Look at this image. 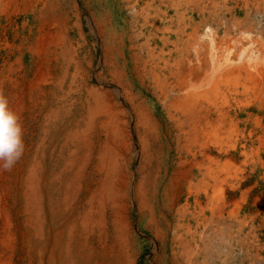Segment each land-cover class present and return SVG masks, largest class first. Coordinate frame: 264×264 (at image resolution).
Masks as SVG:
<instances>
[{"label":"bare ground","instance_id":"6f19581e","mask_svg":"<svg viewBox=\"0 0 264 264\" xmlns=\"http://www.w3.org/2000/svg\"><path fill=\"white\" fill-rule=\"evenodd\" d=\"M111 1L125 16L103 20L114 87L85 98L66 82L65 0H0L28 22L0 44V95L24 142L0 169V264H140L152 244V264H264V196L248 204L264 189V33L246 18L264 0Z\"/></svg>","mask_w":264,"mask_h":264},{"label":"rangeland","instance_id":"374dc122","mask_svg":"<svg viewBox=\"0 0 264 264\" xmlns=\"http://www.w3.org/2000/svg\"><path fill=\"white\" fill-rule=\"evenodd\" d=\"M73 1L78 3L77 4V11H75L74 8L69 9V8H71L72 0H65V2L60 3V7L63 8V12H65V15H66L65 23H66V27H68L67 28L68 39L71 41L73 48H75V52H76L74 62L77 63V65H75L73 63V65L70 67V71L68 73V78H67L66 82L68 85L69 84L73 85L72 82H74L75 86L76 85L80 86V88L83 89V91H82L83 97L86 98L87 93L85 92V87H87L89 89L98 88V87L104 88L106 85L111 87V88L114 87V84H112V82H111V77L109 75H107L109 73H108V69L106 68V65H105V58L103 57V52L105 50H107L108 45H110V43H112V42H110V40L108 38H106L105 34H103V29H105V27L103 25V20H106V22L108 23L109 29L112 28L113 30H115V25L117 27L122 26L121 21H122V19L125 18V16L123 15V12H120L119 10H117L118 7L114 8L115 5L112 4L113 2L111 0H109V1L108 0H73ZM226 5H228L227 6L228 10L233 9L235 6H238L239 8L242 7V3L238 0H226ZM64 6H66V7H64ZM248 12H249V14L246 15V18L255 27L254 32H260L261 31L262 33H264V13L262 14V10L257 9L256 6L251 5L250 8L248 9ZM75 13L78 14L77 17H75ZM130 17H131V15L128 14L127 21H128V25H130L129 28L131 29V32H133L131 34L134 35L138 31L139 26H141V25L137 26L135 24V20H132V18L130 19ZM236 17L239 18V20H243L245 18L244 12L243 11L240 12L238 15H236ZM8 21L11 22L12 28L9 27L10 25H9ZM218 21L219 20H217V19H213L212 23L210 21L208 23L209 24L211 23V25L213 27H216L217 29H219L220 36L222 35V37H223L224 27L226 25H228L230 27L231 23L234 21V18L231 20L230 16L225 17L224 15H222L221 22H218ZM25 22H27V21H25V18L23 16L17 17L15 12L11 11L7 7L0 4V27H1L0 44L3 45L5 40L6 39L9 40V37L11 35H14L17 33L21 34L22 33L21 32L22 31V24ZM198 22H199L198 20L195 21V23H198ZM76 23L79 24V28L81 29L80 34L78 33V30L76 28ZM220 23L221 24L223 23V24L221 25ZM1 25H3V26H1ZM219 25H221V27H219ZM196 27L197 26H193L192 28H196ZM144 34H145V36L154 37V34H156V33H155L154 29L147 27V30L144 31ZM80 35H81V37H80ZM263 36H264V34H263ZM110 49L115 51L116 50L115 45L114 44L110 45ZM55 66H57V70H58L55 72V75H56V77H60L61 76L60 67H62L63 64L61 61H58V63H56V65H53V67H55ZM76 67H78V69ZM71 97L75 98L74 96H71ZM253 129H254V127H250L248 129V131H251ZM262 148H263V145H261V143L255 142V143H253V145L249 144L247 146L245 152L252 156L254 154V152H258ZM165 154H166V151H165ZM251 158L252 157H249V158L247 157L245 159V157H243L240 159L241 161L239 162V167L241 166V170L243 171L242 174L244 176L247 175L246 177H248L250 175L251 167H253L255 164V160H256L255 156L253 155V158L252 159ZM153 166L154 167H153L152 173L154 174V172H156L158 170L156 167V163H154ZM203 173H204V171H202V174ZM200 178H201V175L198 176V179H200ZM241 192L242 191H240V193ZM258 195L264 196V189H256L255 191L252 192V194L250 193V195L248 197L249 198L248 204H250V202L253 201V199ZM238 196H240V194H238L237 197ZM143 239L144 240L146 239L148 242L147 238H143ZM153 247H154V244H152L151 246L148 245L144 248V251L140 257V260H141L140 264H152ZM240 254L234 253V259H236V262H234V264L240 263V261L242 259V254L241 255ZM238 258H239V260H238Z\"/></svg>","mask_w":264,"mask_h":264},{"label":"clouds","instance_id":"9594fccd","mask_svg":"<svg viewBox=\"0 0 264 264\" xmlns=\"http://www.w3.org/2000/svg\"><path fill=\"white\" fill-rule=\"evenodd\" d=\"M24 153L23 130L19 117L8 109L0 95V169L11 170Z\"/></svg>","mask_w":264,"mask_h":264}]
</instances>
